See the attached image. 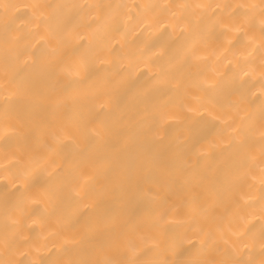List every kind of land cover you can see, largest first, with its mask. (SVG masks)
Wrapping results in <instances>:
<instances>
[{"label": "bare ground", "instance_id": "1", "mask_svg": "<svg viewBox=\"0 0 264 264\" xmlns=\"http://www.w3.org/2000/svg\"><path fill=\"white\" fill-rule=\"evenodd\" d=\"M0 264H264V0H0Z\"/></svg>", "mask_w": 264, "mask_h": 264}]
</instances>
